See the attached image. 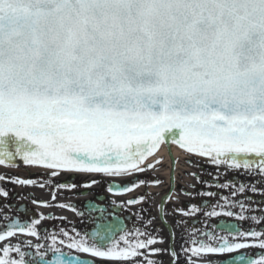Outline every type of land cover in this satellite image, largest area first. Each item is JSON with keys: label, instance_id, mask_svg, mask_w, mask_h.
Listing matches in <instances>:
<instances>
[{"label": "snow or ice", "instance_id": "6c2138e0", "mask_svg": "<svg viewBox=\"0 0 264 264\" xmlns=\"http://www.w3.org/2000/svg\"><path fill=\"white\" fill-rule=\"evenodd\" d=\"M166 134L217 166L264 175V0H0V165L20 158L51 169V178L62 170L132 175L154 166L145 161ZM8 182L36 184L19 177ZM219 187L230 188L233 199L221 197L225 204L206 215H220L221 207L228 216L237 215L230 210L237 207L264 211L234 199L247 190L243 182ZM0 193L7 196L6 189ZM189 209L177 211H200ZM241 218L264 224V216ZM0 220L9 221L0 227V241L39 235V219L0 214ZM229 231L236 239L193 229L181 252L199 257L257 247V258L247 264H264V228ZM97 236L104 241L93 232L68 246L114 261L139 258L136 264H157L144 250L162 251L150 248L162 238L139 227L119 241L110 238L106 248ZM51 239L55 244L56 236ZM56 253L60 249L47 264H70ZM24 256L20 244H6L0 264H25Z\"/></svg>", "mask_w": 264, "mask_h": 264}, {"label": "flooded vegetation", "instance_id": "af4514ba", "mask_svg": "<svg viewBox=\"0 0 264 264\" xmlns=\"http://www.w3.org/2000/svg\"><path fill=\"white\" fill-rule=\"evenodd\" d=\"M156 153L145 164L154 166L144 172L132 175H107L102 173H84L62 170L54 178L50 177L51 169L40 166H12L0 165V189L7 190L5 197L0 193V214L12 218H19L21 222H30L39 219L37 226L39 235L33 237L28 234L17 233L5 241H0V249L6 244H20L25 253V264H43L53 258L55 249H60L59 255H73L70 264H78L76 259L86 261V264H136V259L129 261H114L103 257H94L90 253H83L68 245L72 238L84 236L92 238L97 232L104 236L101 242L99 236L95 237L98 244L108 247L109 239L119 241L125 232L139 227L157 237L162 242L151 245L150 248L161 249L159 253L144 250V256L157 261V264H186L187 259L194 264H247L248 259L257 258L261 251L257 247H247L235 250L230 254H202L197 257L190 251L181 252V246L191 238L193 229L199 232H214L215 235L236 239L235 232L229 231L234 226L240 231L250 228H264V224H254L251 219L242 216H264V211L243 212L239 207L230 209L237 215L223 214L226 208H217L220 215H206L212 206L224 205L221 197L232 200L231 189L221 188L219 185L233 182L236 187L243 182L246 191L234 199L244 201L246 206L253 209H264V175L253 174L248 170L230 169L226 165L217 166L209 158L201 157L185 151V154L174 155L171 151ZM19 177L36 181L34 185L17 182H8ZM52 183H48L49 179ZM218 178V179H217ZM147 181L132 188L133 181ZM159 180L160 183H153ZM96 181V183H91ZM44 186L41 187L40 184ZM66 185L60 187L59 185ZM75 185V187H71ZM112 185L121 189L129 187V191H109ZM212 185V187H209ZM254 186L255 191L252 190ZM174 189L170 192V190ZM214 192L215 196L202 193ZM171 195L172 199L165 202V197ZM55 197V199H53ZM140 197H144L140 200ZM136 200L135 203L128 201ZM45 201L47 204L35 203ZM254 202V203H250ZM163 202V203H162ZM190 205H196L200 211L195 214L184 215L177 209L190 210ZM71 206V207H69ZM9 221L0 220V227ZM207 226V227H206ZM63 233H67L64 235ZM56 236L53 244L51 237ZM63 241V243H61ZM39 245V248L36 246ZM123 246V245H121ZM193 245L188 244L190 250ZM174 249L177 257L174 259L171 251ZM43 254L44 258L41 256ZM245 256L244 261H237L235 257ZM19 259V256L16 257Z\"/></svg>", "mask_w": 264, "mask_h": 264}, {"label": "water", "instance_id": "95a60500", "mask_svg": "<svg viewBox=\"0 0 264 264\" xmlns=\"http://www.w3.org/2000/svg\"><path fill=\"white\" fill-rule=\"evenodd\" d=\"M165 141L168 143V141H169V138H168V134H166V138H165ZM9 144H10V147H13V145L11 144V142H9ZM16 161H22L20 158H17L15 161H13V162H16ZM65 259H67L66 257H64Z\"/></svg>", "mask_w": 264, "mask_h": 264}, {"label": "rangeland", "instance_id": "374dc122", "mask_svg": "<svg viewBox=\"0 0 264 264\" xmlns=\"http://www.w3.org/2000/svg\"><path fill=\"white\" fill-rule=\"evenodd\" d=\"M176 146V148L175 149H173V151L175 152V153H177V151L179 152V150L181 149V148H179L177 145H175ZM165 149V146H164V144L162 143L161 144V150H164Z\"/></svg>", "mask_w": 264, "mask_h": 264}, {"label": "bare ground", "instance_id": "6f19581e", "mask_svg": "<svg viewBox=\"0 0 264 264\" xmlns=\"http://www.w3.org/2000/svg\"><path fill=\"white\" fill-rule=\"evenodd\" d=\"M166 148H167V150L169 151L170 149H175L176 146H175V144H170V149H169L168 147H166Z\"/></svg>", "mask_w": 264, "mask_h": 264}]
</instances>
